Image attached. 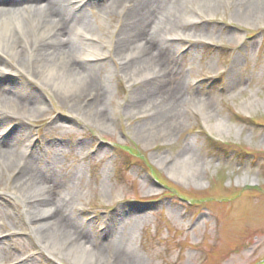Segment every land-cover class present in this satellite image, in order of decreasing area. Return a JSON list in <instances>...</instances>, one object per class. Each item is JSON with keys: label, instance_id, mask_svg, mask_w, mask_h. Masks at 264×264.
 Returning <instances> with one entry per match:
<instances>
[{"label": "rangeland", "instance_id": "1", "mask_svg": "<svg viewBox=\"0 0 264 264\" xmlns=\"http://www.w3.org/2000/svg\"><path fill=\"white\" fill-rule=\"evenodd\" d=\"M75 1L68 18L94 34L76 33L73 23L76 56L95 47L106 53L93 71L111 123L76 110L88 91L69 101L24 64L34 76L11 78L37 97L39 110L0 118V136L21 127L20 152L32 136L40 166L61 184L58 204L68 201L94 254L54 226L36 233L28 215L37 200L20 203L19 184L2 170L0 264H116L113 233L139 264H264V0H165L159 20L168 22L152 36L174 60L168 82L182 98L171 119L156 114L166 109L160 99L145 112L133 104L158 83H129L133 68L109 45L121 38L130 0H88L78 10ZM217 122L230 129L211 130ZM182 158L189 168L177 164Z\"/></svg>", "mask_w": 264, "mask_h": 264}, {"label": "bare ground", "instance_id": "2", "mask_svg": "<svg viewBox=\"0 0 264 264\" xmlns=\"http://www.w3.org/2000/svg\"><path fill=\"white\" fill-rule=\"evenodd\" d=\"M77 1L75 10L80 9L81 5L90 4L88 0ZM139 2L136 5V2L130 0L133 5H129L124 12L123 26L119 30L121 38L115 44L109 45L112 53H119L118 60L121 66L133 68L132 74H125L129 83L145 78L158 83L155 87L157 92L154 93L155 89L149 91L151 94L146 98H135L133 104H136L135 106L139 104V108L145 112L146 105L160 99L166 109L156 111V114L160 115L161 112L164 119H171L174 115V105L182 98L179 91L171 86L170 81L168 82V77L174 76L175 70L171 67L174 60L172 52L152 36L154 26L161 29L168 22L165 15L159 20L165 0ZM70 3L71 0H0V79L5 78L0 81V113L4 114H0V118L14 116L30 118L31 114L39 110L37 97L31 96L22 83L12 79L14 73H26L33 77L34 75L23 69L24 64H29L31 68H37L40 77L53 88L69 94L67 97L69 101L76 100L78 95L88 91L83 97L88 102L84 103V100H81L75 107L76 110L83 107L85 113L92 114L97 123L104 126L111 123V116L104 107L105 91L96 84L93 71L96 62L106 53L95 47L92 50L87 49L85 54L80 51V56H76L80 47L72 42L71 32L75 21L74 17L67 16V9L74 10ZM116 4L124 3L123 0H112L111 5ZM74 28L77 29L76 33L81 31L83 35L94 36L93 32L81 29L82 26L77 21ZM92 106L96 107L91 110ZM226 128L230 129L227 124L221 122L210 126L213 131H222ZM15 129L8 134L3 132L0 136V178L3 177L4 170L8 172L7 180L12 181V187L13 183L19 184L15 196L20 203L26 204L31 200H37L34 207L29 209L28 215L34 224V230L42 226H54L58 231H63L68 238H73L76 246L83 247L84 255L92 256L94 249L84 242L86 238L83 231L73 224L71 214L67 212L68 201L65 199L63 204L57 202L56 197L61 184L50 170L40 166L42 161L33 144L34 139L32 136L28 138L24 151L20 152L16 140L21 127ZM9 137L13 140L10 141ZM190 163L188 158L177 161L178 165L188 168ZM15 171L16 174H12ZM243 180L247 182L248 179L244 177ZM4 208L6 209L7 205H4ZM4 208L0 210H5ZM112 235L111 244L115 243L116 248L114 263L139 264V260L128 252L124 245L120 249L116 234ZM47 244L49 250L58 251V244L53 245L50 242Z\"/></svg>", "mask_w": 264, "mask_h": 264}]
</instances>
